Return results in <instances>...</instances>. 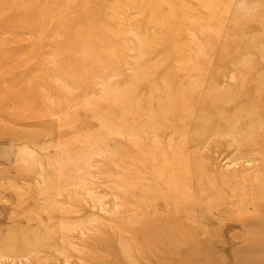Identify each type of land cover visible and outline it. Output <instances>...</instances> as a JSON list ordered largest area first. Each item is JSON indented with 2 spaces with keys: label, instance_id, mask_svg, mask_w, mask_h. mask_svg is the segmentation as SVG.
Returning <instances> with one entry per match:
<instances>
[{
  "label": "rangeland",
  "instance_id": "1",
  "mask_svg": "<svg viewBox=\"0 0 264 264\" xmlns=\"http://www.w3.org/2000/svg\"><path fill=\"white\" fill-rule=\"evenodd\" d=\"M0 264H264V0H0Z\"/></svg>",
  "mask_w": 264,
  "mask_h": 264
},
{
  "label": "bare ground",
  "instance_id": "2",
  "mask_svg": "<svg viewBox=\"0 0 264 264\" xmlns=\"http://www.w3.org/2000/svg\"><path fill=\"white\" fill-rule=\"evenodd\" d=\"M19 8V7H18ZM11 16H13V14L11 15ZM6 17H7V15H6ZM8 18V17H7ZM10 18V17H9ZM10 20H12V19H10ZM8 21V20H7Z\"/></svg>",
  "mask_w": 264,
  "mask_h": 264
}]
</instances>
